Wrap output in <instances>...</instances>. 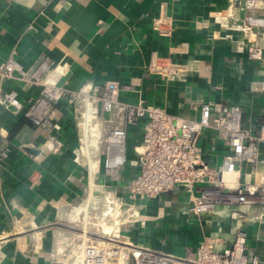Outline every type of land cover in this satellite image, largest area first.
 Segmentation results:
<instances>
[{
	"label": "crops",
	"instance_id": "1",
	"mask_svg": "<svg viewBox=\"0 0 264 264\" xmlns=\"http://www.w3.org/2000/svg\"><path fill=\"white\" fill-rule=\"evenodd\" d=\"M163 14L170 17L166 34L153 23ZM249 16H264V0L252 9L246 0H0V64L14 51L31 71L45 54L54 65H64L62 73L51 75L69 90L115 80L122 102L158 105L190 118L199 117L202 102L215 108L236 103L243 110V125L258 132L264 108V26L247 28ZM253 46L262 48L261 60L249 58ZM154 54L185 67L174 76L154 73L149 68ZM3 87L16 89L24 107L41 91L19 80ZM82 108V99L52 104L46 115L57 128L48 130L24 109L0 105V264H49L57 249L75 251L80 239L72 221L86 213L90 222L99 221L108 195L127 200L128 183L138 173L135 147L143 122L128 128V162L120 179L111 182L100 165L104 142L96 137L88 148L97 164L94 174L75 160ZM94 123L97 135L105 136L108 122ZM200 145L205 160L218 167L227 152L221 137L205 129ZM237 167V176L229 180L238 177L263 191L264 142ZM190 207L185 190L137 199L119 237L170 255L179 264H196L201 244L221 252L243 228L247 254L264 264V192L249 206L219 204L199 214Z\"/></svg>",
	"mask_w": 264,
	"mask_h": 264
},
{
	"label": "built area",
	"instance_id": "2",
	"mask_svg": "<svg viewBox=\"0 0 264 264\" xmlns=\"http://www.w3.org/2000/svg\"><path fill=\"white\" fill-rule=\"evenodd\" d=\"M256 1L246 0V8L252 9ZM169 19L165 14L157 16L154 26L166 34L170 30L167 27ZM251 26H264V16H249L247 28ZM248 55L252 60H261L262 48L253 46ZM163 59L154 54L150 70L162 76H174L185 67ZM62 68L64 65H54L49 56L43 54L33 70H25L12 51L0 64V105L13 107L16 111L24 109V114L35 123L53 130L57 125L47 117V109L64 98L71 103L82 99L83 108L79 112L82 134L75 160L85 162L90 175L94 174L97 164L93 163L88 148L91 139L96 137L98 142H104L100 165L111 182L120 179L121 170L128 162V128L143 122V132L140 144L135 147L138 173L128 183L127 200L106 196L107 206L99 221L90 222L87 213L82 220H77L82 221L83 226L79 228L80 241L76 250L57 249L49 264H179L170 255L138 248L120 239V226L132 216L137 199L185 190L190 194V210L196 214L213 211L219 204L249 206L262 199L264 190L260 191L255 184L241 183L238 177L234 181L229 178L237 176V163L252 157L256 144L264 142V108L259 131L253 132L243 125V110L236 103L215 108L208 102H202L198 118L178 116L158 105L122 102L118 98L119 83L115 80L107 81L102 87L88 82L78 90H69L59 85L51 75L54 70L62 73ZM14 80L41 86L40 93L29 101L27 107H24L16 89L3 87L4 82ZM92 91H99V94L94 95ZM100 119L109 124L104 128L105 136L97 135L94 122ZM205 129L215 131L227 148L218 167L204 158L200 136ZM89 224L98 228L92 230ZM104 226H107L106 230ZM246 250L247 231L239 228L233 244L221 252L215 251L211 244H201L194 262L259 264V257L249 256Z\"/></svg>",
	"mask_w": 264,
	"mask_h": 264
},
{
	"label": "rangeland",
	"instance_id": "3",
	"mask_svg": "<svg viewBox=\"0 0 264 264\" xmlns=\"http://www.w3.org/2000/svg\"><path fill=\"white\" fill-rule=\"evenodd\" d=\"M78 219V218H77ZM80 220H82V218H80ZM94 223H96V221L94 222ZM72 224L73 225H75V229L77 230V231H80L79 230V228L81 227V226H83L82 224V221L81 222H78L77 220L76 221H72ZM89 226H90V229H92V230H96L97 228H98V226L97 225H93V224H89ZM104 229L106 230L107 229V226H104ZM108 229H109V227H108ZM99 231V230H98Z\"/></svg>",
	"mask_w": 264,
	"mask_h": 264
}]
</instances>
